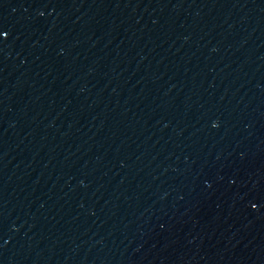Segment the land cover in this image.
I'll return each mask as SVG.
<instances>
[{
  "label": "water",
  "instance_id": "1",
  "mask_svg": "<svg viewBox=\"0 0 264 264\" xmlns=\"http://www.w3.org/2000/svg\"><path fill=\"white\" fill-rule=\"evenodd\" d=\"M211 171L247 264H264V0H167Z\"/></svg>",
  "mask_w": 264,
  "mask_h": 264
}]
</instances>
